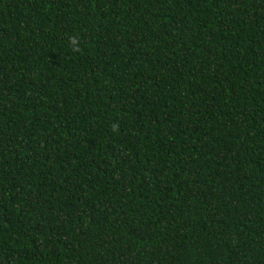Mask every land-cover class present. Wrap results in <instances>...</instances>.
<instances>
[{"label": "trees", "instance_id": "16d2710c", "mask_svg": "<svg viewBox=\"0 0 264 264\" xmlns=\"http://www.w3.org/2000/svg\"><path fill=\"white\" fill-rule=\"evenodd\" d=\"M0 264H264V0H0Z\"/></svg>", "mask_w": 264, "mask_h": 264}]
</instances>
